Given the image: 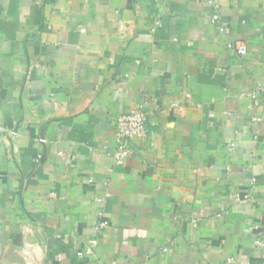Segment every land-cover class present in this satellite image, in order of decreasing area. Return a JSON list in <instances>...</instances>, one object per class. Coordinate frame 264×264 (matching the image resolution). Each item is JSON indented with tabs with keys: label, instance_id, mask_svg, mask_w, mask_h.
Returning a JSON list of instances; mask_svg holds the SVG:
<instances>
[{
	"label": "crops",
	"instance_id": "0c3cea01",
	"mask_svg": "<svg viewBox=\"0 0 264 264\" xmlns=\"http://www.w3.org/2000/svg\"><path fill=\"white\" fill-rule=\"evenodd\" d=\"M217 2L246 55L205 0H0V264H264V0Z\"/></svg>",
	"mask_w": 264,
	"mask_h": 264
},
{
	"label": "built area",
	"instance_id": "2783aa9c",
	"mask_svg": "<svg viewBox=\"0 0 264 264\" xmlns=\"http://www.w3.org/2000/svg\"><path fill=\"white\" fill-rule=\"evenodd\" d=\"M206 4L212 9V13L209 15L208 19L212 26L216 27L221 35H224L228 38V46L233 49H237L238 53L241 55L247 54V48L245 45H241L234 40L232 36V29L230 24L224 20L220 15V5L217 0H205ZM264 95V89L262 85L257 83L256 88L252 93L243 95V97H250L251 99H256ZM191 95L187 94L186 98H190ZM146 104H142L135 109H132L128 113L120 115L115 122V144L116 147L114 150L105 149L107 155L113 159L115 165H123L133 153L132 149V140L134 138L145 139L147 136V122H148V111L146 109ZM172 108L178 109L181 111L183 108L178 105H173ZM5 132V130H3ZM12 135L16 136L15 132H12ZM38 141L41 143H46V140L43 137H38ZM62 154V153H60ZM45 155L38 154L36 157V164L38 168H41L45 162ZM93 182V181H92ZM256 182L255 179H251V185H254ZM110 194H106L104 198L97 199L98 203H103L105 199L109 198ZM249 199V196L245 197V201ZM98 230H102L106 226V222H98ZM98 239H90L84 249L77 252V257L85 258L94 255L95 250L98 246ZM255 248L264 251V226L259 229L258 235L254 241ZM164 252H167L168 249H164ZM61 259V256H59Z\"/></svg>",
	"mask_w": 264,
	"mask_h": 264
}]
</instances>
